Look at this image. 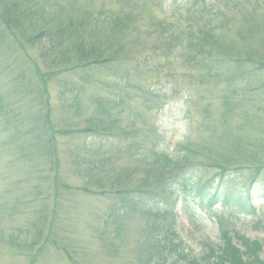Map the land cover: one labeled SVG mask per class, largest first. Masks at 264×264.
<instances>
[{"label": "rangeland", "instance_id": "374dc122", "mask_svg": "<svg viewBox=\"0 0 264 264\" xmlns=\"http://www.w3.org/2000/svg\"><path fill=\"white\" fill-rule=\"evenodd\" d=\"M45 2L50 13L62 2L67 22L72 17H90L98 30L107 12L123 13L128 26L107 33L99 44L103 52L123 50L120 57L125 60L95 68L87 75L55 74L43 95L40 74L49 69L38 43L26 44L30 55L26 57L24 49L8 45L14 40L11 33H0V264H138L145 219L139 213L128 216L123 224H107V212L116 204L113 193L119 188L110 174L111 169L125 165L115 169V182L126 171L127 178L124 174L120 178L122 189L141 183L143 174L135 171L138 165L119 160L120 152L129 144L128 151L140 146V141L151 147L154 131L157 140L166 139L163 148L170 152L187 138L198 140L204 152L193 164L199 167L186 178L200 186L203 180L222 174L221 169L240 174L241 202H251L259 209L255 214L234 204L210 209L201 199L181 193L177 198L179 229L187 252L197 255L207 243L219 245L221 218L227 227L261 242L259 259L264 264V71L243 80L242 75L239 79L232 75V87L223 76L233 57L244 64L251 57L264 58V0L230 4V26L216 33L221 37L222 54L216 51L207 64L194 69L179 66L178 61L183 70L176 65L177 71L170 72L182 73L175 79L181 91L176 94L177 89L172 91L166 84L152 85L155 74L150 69L144 73L148 68L136 65L150 53L154 54L151 63H163L155 57L154 25L163 19L172 22L176 9L186 12L193 0ZM185 22H179L181 27ZM250 26L254 34L248 30ZM55 28L50 26L51 31ZM163 65L167 67V63ZM131 69L136 74L127 82L121 77ZM168 69L163 68L161 75L169 73ZM228 88L227 95L235 98L230 102V131L224 135L220 126L209 128L208 120L225 115ZM164 103L168 106L160 113ZM44 113L50 114L51 128L44 126ZM157 113L161 114L159 123L155 122ZM113 139L117 145L110 142ZM257 171V177L252 176ZM225 188L219 178L211 193ZM170 202L162 201L157 208L171 209L173 200ZM176 259L172 255L170 261L176 264Z\"/></svg>", "mask_w": 264, "mask_h": 264}, {"label": "trees", "instance_id": "16d2710c", "mask_svg": "<svg viewBox=\"0 0 264 264\" xmlns=\"http://www.w3.org/2000/svg\"><path fill=\"white\" fill-rule=\"evenodd\" d=\"M220 1H211V8H208L207 4H205V8L202 10L188 11L185 23H189V26H186L184 30H181L177 25L168 24L164 21L154 25L151 35L156 34L154 50L159 51L155 57L161 58L163 62L166 59L167 65L173 67H169L171 72L176 71L174 63L177 61L185 64V67L194 69L197 66L201 67L207 64L209 58H212L216 51L222 54V44L219 40L221 37L217 36L216 33L230 26V20L228 19V13H222L221 8L218 7L221 4L218 5ZM57 3L54 5L55 8H53L55 12L50 13L45 0H0V33H11L14 38L12 42L8 41V45L12 47V44H16L17 46L14 47L18 48V51L24 49L22 52L26 57H30L29 52L25 50L26 44L30 46L31 43H38L42 50L45 66L49 69L46 74L44 72L40 74L42 75L41 83L43 86V90L40 92L43 95L47 94L49 79L55 74L84 72L87 75L95 68L117 64L125 60V58L120 57L121 53H124L123 50H120L121 53L113 51L103 52L100 45L102 43L100 40L106 37L107 33H112L118 28H126L128 26V19L123 13L107 12L104 16L105 18L101 19L102 25L100 26V23H98L101 27L98 30L97 27L91 24L93 21L90 17L82 19L72 17L67 22L63 18L64 14L68 15L64 10V4L62 2L60 4ZM45 6L47 7L45 8ZM44 8L45 12H43ZM234 10L235 8H233ZM47 18H51V20L46 21ZM42 19L44 22H42ZM52 24L56 25L53 31L50 29ZM195 26L196 29H193ZM248 30H250L251 34L255 33L253 26H250ZM153 55L150 53L148 58L139 61V65H136V68H148L144 73H149L151 70L155 74V81L165 80V82L177 85L176 78L167 77L165 74L161 75L163 73V63H159V61L151 63ZM219 61L223 63L221 59ZM228 65L229 68L226 72H223V76L226 83L232 87L235 83L231 78L232 75L235 79H239L242 75L241 80H243L246 75H258L264 71V58L254 59V57H251L248 59L247 64H244L240 59L233 57L228 62ZM231 68H233V71ZM131 70L121 78H126L127 82L130 78L132 79L136 73L133 69ZM229 72L231 76L228 75ZM119 83L120 81H117L116 84L119 85ZM227 93H229V88L224 97L223 111L225 115L223 116L221 113L218 120H210L211 118L208 120L210 122L209 128L220 126L223 128L224 135H228L230 131L227 125V123H230V113L233 110L230 102L235 98L234 95H227ZM47 106L49 107L48 102ZM101 113L103 114L104 112L101 111ZM44 114V126L48 125L51 128L50 114ZM52 141L53 138L51 137L49 142L51 143ZM110 142L113 145H117L114 139ZM129 147L130 144L124 152H120L121 154L123 153V156L119 160L124 157L128 160V163H136L138 167L135 171L143 174V178L137 186L130 189H122L120 178L123 175L121 176V174H124L127 178V173L125 174L126 171H121L118 181L116 180L115 182L117 177L115 176V173H117L115 169H124L125 165L117 167L114 166L115 164L112 165L116 168L111 169L110 175L114 183L119 184V188L113 193L115 194L116 204L114 203L109 208L106 221L107 224L112 221L122 222L123 224L128 216L141 212L146 220V227L138 246V264H165L167 259H165L163 248L166 246L165 242L167 240L163 241L164 238L161 237V234L165 231L166 225L160 219L162 214L164 215V211L157 210L154 212L149 205L157 198L166 196L175 181L181 180L183 176L191 171H196L199 166L193 164L203 155L204 148L198 140L189 138L183 141L179 151H175L172 155L156 152L144 146L128 151ZM263 165L261 166L263 167ZM243 168L245 167H240L239 169L242 170ZM226 170L228 169H221L222 174L218 173L206 181L203 180L204 183L197 191L198 195L206 194L205 191L208 188H212L211 186ZM258 173L259 171L253 173V175L255 176ZM224 177H226L225 174ZM195 184L191 179H184V185L182 186L185 189H191L190 187L193 188ZM119 226L114 231L115 235L120 230L121 223ZM168 231L170 233L174 232L172 225ZM241 243L243 249L233 243V237L229 233H225L224 237H222V243L217 247L207 243L208 245L204 251L194 256L185 250L180 252V259L177 264H263L259 259L261 245L258 241H250L243 238ZM109 245L112 246L110 243ZM176 245L178 246V244L173 243V247ZM109 249L114 251L112 248Z\"/></svg>", "mask_w": 264, "mask_h": 264}]
</instances>
